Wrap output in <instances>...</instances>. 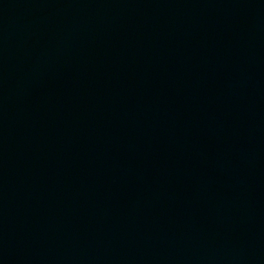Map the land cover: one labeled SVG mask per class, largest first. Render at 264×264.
<instances>
[{
  "label": "water",
  "instance_id": "water-1",
  "mask_svg": "<svg viewBox=\"0 0 264 264\" xmlns=\"http://www.w3.org/2000/svg\"><path fill=\"white\" fill-rule=\"evenodd\" d=\"M0 264H264V0H0Z\"/></svg>",
  "mask_w": 264,
  "mask_h": 264
}]
</instances>
